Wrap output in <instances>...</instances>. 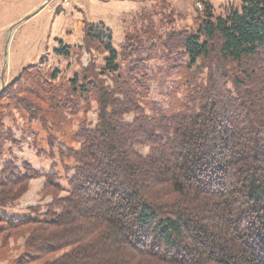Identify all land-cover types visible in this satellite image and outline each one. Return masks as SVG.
<instances>
[{
    "label": "trees",
    "instance_id": "trees-1",
    "mask_svg": "<svg viewBox=\"0 0 264 264\" xmlns=\"http://www.w3.org/2000/svg\"><path fill=\"white\" fill-rule=\"evenodd\" d=\"M202 4L195 30L163 37L149 25L141 37L129 33L121 52L104 24L88 28V40L108 42L105 71L127 77L117 89L97 77L71 80L99 102V122L75 152L63 211L44 220L0 215L12 228L63 229L42 240L40 254L71 247L66 264H264V0H243L225 14ZM56 53L70 52L61 43ZM158 58L165 78L181 75L167 102L152 99L148 63ZM203 66L207 78L199 79ZM254 79L257 87L248 83ZM133 110V121L121 118ZM146 143L145 155L136 145ZM30 169L0 186L44 176L60 189L55 172Z\"/></svg>",
    "mask_w": 264,
    "mask_h": 264
},
{
    "label": "rangeland",
    "instance_id": "rangeland-1",
    "mask_svg": "<svg viewBox=\"0 0 264 264\" xmlns=\"http://www.w3.org/2000/svg\"><path fill=\"white\" fill-rule=\"evenodd\" d=\"M103 1L0 0V180L11 172L18 175L31 172L32 167L43 174L55 172L56 182L60 185V189L53 187L44 176H39L26 182L0 186V204L6 202L0 205V215L6 213L8 216L44 220L63 211L75 174V152L82 149L85 130L94 128L99 122V102L88 94L82 95L80 90H74L71 80L76 74L81 84L97 77L110 89H117L127 77V73L119 76L105 71L108 42L88 40V28L104 24L105 32L112 34L113 46L121 52L129 33L141 37L149 25H153L154 31L163 37L174 30H195L202 19L203 1L210 2L215 12L221 14L229 8L240 7L243 2ZM61 43L69 49V56L56 53ZM33 59L39 61L33 63ZM163 65L160 58L151 60L147 72L151 77L152 99L167 102L168 87L181 75L165 78L163 68L160 69ZM243 65L247 67L246 61ZM259 65L255 61L251 69L259 70ZM227 67L240 73L237 63H228ZM203 69L197 72L199 79L207 78L209 69L207 66ZM55 71L58 76L52 79ZM49 83L53 85L51 89ZM248 83L257 87L256 79ZM31 90L33 94H30ZM115 92L120 98L124 97L122 92ZM185 92L179 90L180 95ZM146 112L151 114L149 109ZM48 114L52 116L48 117ZM135 116L133 110L121 118L133 121ZM136 147L145 155L150 151L147 143ZM74 222L72 225H78ZM60 230L63 229L33 223L12 228L0 222V264L72 262L73 259L64 256L71 247L48 255L38 252L37 246L42 240ZM54 240L51 241L59 243L64 239ZM87 259L88 263L93 261L92 257Z\"/></svg>",
    "mask_w": 264,
    "mask_h": 264
},
{
    "label": "crops",
    "instance_id": "crops-1",
    "mask_svg": "<svg viewBox=\"0 0 264 264\" xmlns=\"http://www.w3.org/2000/svg\"><path fill=\"white\" fill-rule=\"evenodd\" d=\"M97 1V0H96ZM99 1H103V0H99ZM104 2V1H103ZM82 43V42H81ZM80 43V44H81ZM34 61H33V63H37L36 61L38 60V59H33ZM39 61V60H38Z\"/></svg>",
    "mask_w": 264,
    "mask_h": 264
},
{
    "label": "water",
    "instance_id": "water-1",
    "mask_svg": "<svg viewBox=\"0 0 264 264\" xmlns=\"http://www.w3.org/2000/svg\"><path fill=\"white\" fill-rule=\"evenodd\" d=\"M12 29V28H11Z\"/></svg>",
    "mask_w": 264,
    "mask_h": 264
}]
</instances>
